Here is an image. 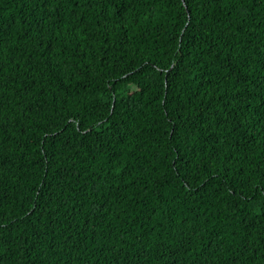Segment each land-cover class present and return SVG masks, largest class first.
I'll return each instance as SVG.
<instances>
[{
    "label": "trees",
    "instance_id": "trees-1",
    "mask_svg": "<svg viewBox=\"0 0 264 264\" xmlns=\"http://www.w3.org/2000/svg\"><path fill=\"white\" fill-rule=\"evenodd\" d=\"M0 264H264V0H0Z\"/></svg>",
    "mask_w": 264,
    "mask_h": 264
}]
</instances>
